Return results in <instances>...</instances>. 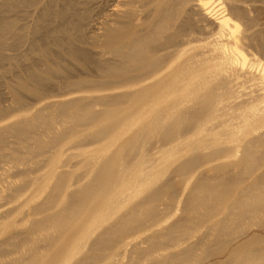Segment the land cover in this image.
<instances>
[{
	"label": "rangeland",
	"instance_id": "374dc122",
	"mask_svg": "<svg viewBox=\"0 0 264 264\" xmlns=\"http://www.w3.org/2000/svg\"><path fill=\"white\" fill-rule=\"evenodd\" d=\"M112 1L0 0V121L37 119L28 138L0 143V264H56L69 240L65 264H264V128L221 127L158 151L194 126V109L157 122L104 84L122 60L103 46ZM257 1L243 4L246 48L264 62ZM149 8H136L138 34L158 17ZM75 209L78 229L71 216L49 220Z\"/></svg>",
	"mask_w": 264,
	"mask_h": 264
},
{
	"label": "bare ground",
	"instance_id": "6f19581e",
	"mask_svg": "<svg viewBox=\"0 0 264 264\" xmlns=\"http://www.w3.org/2000/svg\"><path fill=\"white\" fill-rule=\"evenodd\" d=\"M113 1L109 14L113 20L106 26L109 28H105L103 46L122 60L111 64L107 70L110 79L104 84L113 89L125 88V94L131 98L130 103L154 114L157 122L171 117L170 123H173L181 119L189 108L194 109V126L184 134L175 132L170 135L169 141L158 151L181 139L221 127L229 133L235 129L264 128V62L246 48L254 33L248 30L251 23L248 24L250 19L243 5L257 0ZM257 2L262 6L264 0ZM138 6L150 7L151 14L158 16L155 22L144 27L146 31L140 35L135 28V21L139 18L135 16ZM2 25L0 44L3 43L4 29L9 28L6 22ZM36 76L31 74L30 77L35 79ZM246 86L249 89L245 90ZM193 99H197L196 104ZM71 108L69 116H76L78 105ZM205 115L216 122L213 127L202 128ZM36 121V118L0 121V143L7 133L28 138ZM115 184L116 180L107 189ZM126 191H118L115 196L99 201L92 207L93 216L97 217L98 210L120 201ZM256 196L263 202L262 194ZM68 216L78 229L76 209L71 214L60 211L51 215L49 220L53 224ZM73 245L71 240L57 244L54 251L56 264L68 261L74 253L70 251ZM24 264H36V259L27 260Z\"/></svg>",
	"mask_w": 264,
	"mask_h": 264
}]
</instances>
